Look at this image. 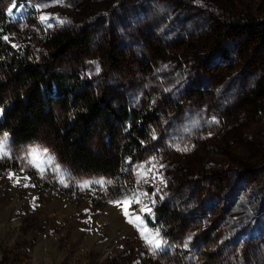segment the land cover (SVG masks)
<instances>
[{"label": "rangeland", "instance_id": "obj_1", "mask_svg": "<svg viewBox=\"0 0 264 264\" xmlns=\"http://www.w3.org/2000/svg\"><path fill=\"white\" fill-rule=\"evenodd\" d=\"M1 6L35 36L37 56L54 53L47 39L73 36L77 44L59 53L58 66L79 73L97 94L152 108L158 118L144 153L108 175L79 169L46 135L16 146L8 134L11 158L0 159L7 167L0 172V264H264V99L256 94L264 78V0ZM250 23L254 32L237 26ZM35 146L54 156L43 176L24 159ZM116 146L109 149L99 131L90 141L107 159ZM156 161L164 167L153 168ZM132 193L147 195L140 204L113 203ZM144 205L151 212L140 211ZM155 206L167 208L164 220ZM136 215L167 241L155 254Z\"/></svg>", "mask_w": 264, "mask_h": 264}, {"label": "trees", "instance_id": "obj_2", "mask_svg": "<svg viewBox=\"0 0 264 264\" xmlns=\"http://www.w3.org/2000/svg\"><path fill=\"white\" fill-rule=\"evenodd\" d=\"M5 2L0 0V37L9 39L0 38V134L8 133L16 146L32 145L46 135L65 148L79 169L94 175L114 174L127 159L143 154L156 111L132 109L122 98L101 96L79 73L58 66L59 53L77 44L71 35L47 39L45 47L54 53L37 56L35 36L10 20L1 6ZM237 26L241 31L257 29L255 23ZM256 94L264 99V78ZM97 131L109 149L117 144L115 157L92 151L90 141ZM6 169L0 163V172ZM155 212L164 220L168 210L155 206Z\"/></svg>", "mask_w": 264, "mask_h": 264}, {"label": "snow or ice", "instance_id": "obj_3", "mask_svg": "<svg viewBox=\"0 0 264 264\" xmlns=\"http://www.w3.org/2000/svg\"><path fill=\"white\" fill-rule=\"evenodd\" d=\"M56 3H61L62 0H55ZM13 7H15V5H13ZM8 15H12L11 9H9ZM42 21H45L48 19V17L44 16L40 18ZM4 40H8V36H2L0 37ZM12 47H17L16 44H13ZM0 112H2V110H0ZM7 141H8V133H4L2 137H0V159L3 158H11L10 153L8 151H5V146L7 145ZM186 150V149H185ZM40 157V163H37V157ZM25 161L27 162L28 165L36 168L37 173L41 176L44 175L45 171H46V167L44 166L45 163L47 164H51L52 161L54 160V156L52 154L49 153V150L47 148H42L41 146H35V147H31L28 149L27 155L24 157ZM153 160H155V158H153ZM149 163H152L151 161ZM159 164L158 161H156L155 164H152L153 168H156V165ZM140 167V171L137 172V175L140 176L142 173V169L144 166H139ZM164 165L159 164V168H163ZM159 168H157V172L159 171ZM19 171H23V169H20ZM9 179H13V177H15L16 179V183L20 182V176L18 175V173H9ZM153 178L154 179H158L159 183L163 184L165 183L164 178L162 176L157 177L155 174H153ZM23 179L25 181L30 180L31 178L28 176L23 177ZM61 183H64V180L61 179L60 180ZM144 182H147V179H144ZM98 183H104L103 181H99ZM108 183H111V181H109ZM90 184V182H84L81 183L79 186L83 189L85 187H88ZM24 187H27V184L23 185ZM140 195H147L146 193H132L128 196H125L122 200L119 201H113L114 204H116L118 207L121 205H127L130 203H137L140 204L141 200H140ZM149 199H151V197H149ZM154 203V201H153ZM148 211L151 212V209L147 207V205H144L140 211ZM124 214L125 216H128L129 213L127 211V208H125L124 210ZM134 220L137 221L138 223H136V227L138 229H140V234L142 236V238L145 240V242L150 246L151 250L153 251V253L155 254V252L159 249H161L162 245L167 244V241L164 240L160 234H159V230H156L155 232L150 231L146 226L143 225V221L141 220L140 216L136 215L134 216ZM130 223H132L133 221L130 220ZM189 240L191 239V237L188 238ZM185 246H187V242L185 243Z\"/></svg>", "mask_w": 264, "mask_h": 264}]
</instances>
